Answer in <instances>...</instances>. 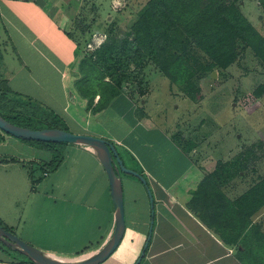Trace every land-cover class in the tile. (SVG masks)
Masks as SVG:
<instances>
[{
  "label": "crops",
  "instance_id": "0c3cea01",
  "mask_svg": "<svg viewBox=\"0 0 264 264\" xmlns=\"http://www.w3.org/2000/svg\"><path fill=\"white\" fill-rule=\"evenodd\" d=\"M83 2L0 0L1 72L19 99L72 122L76 134L110 141L146 175L154 216L144 185L122 176L126 232L103 264H135L152 220L153 235L140 264H245L243 259L253 263V254H239L236 244H227L217 234L223 225L215 215L205 224L189 207L201 197V185L215 166L205 161L197 142L191 141L195 147L187 150L185 133L178 140L179 129L169 125L167 130L153 117L150 94L138 100L123 93L93 114L71 91V76L76 78L71 68L79 58L71 26ZM258 32L264 37L262 30ZM0 135V225L61 260L79 261L98 252L114 232L115 209L95 151L67 144L60 167L49 172L45 168L53 156L48 149L1 131ZM0 264L34 263L0 245Z\"/></svg>",
  "mask_w": 264,
  "mask_h": 264
},
{
  "label": "rangeland",
  "instance_id": "374dc122",
  "mask_svg": "<svg viewBox=\"0 0 264 264\" xmlns=\"http://www.w3.org/2000/svg\"><path fill=\"white\" fill-rule=\"evenodd\" d=\"M149 1L84 0L77 19L72 22L71 34L79 47V58L71 68L76 71L75 80L71 76V91L85 101L86 108L93 114L106 104L100 101V96L103 101L110 98L109 86L113 83L104 68L95 66L96 51L108 38L118 41L130 38L140 12ZM232 1L236 2L242 15L255 30L264 32V9L259 0ZM240 47L233 64L226 69L215 68L212 71L206 69L211 65V59L201 50L193 49V46L181 49L180 55L187 54L181 62L180 71L186 73L182 74V80L174 77L176 82L162 73L153 62H145L141 67L131 65L127 73L129 77L120 92V95L127 93L138 100L145 99L150 94L149 112L166 129L171 125L172 129H179L180 136L185 133V142H197V146L204 149L202 157L215 166L212 173L217 170L224 177L228 176L227 172L235 174L218 188V194L231 202L238 200L264 180V62L252 48L243 45ZM1 65L2 62L0 78H3ZM117 66L120 68L121 65ZM214 71L216 79L212 78ZM188 83L192 84L200 99L192 100L188 97ZM92 99L93 107L89 110ZM24 106L20 110L27 117L13 116L11 110L18 106L9 101L0 103V112L12 115L8 117L11 122L32 128L42 126L31 120L30 117L33 116L45 121H56L50 112H43L35 103H31L28 108L27 105ZM60 118L62 123H57V126L61 129L71 133L77 130L71 125L72 122L67 124L66 119ZM183 139L182 136L181 140ZM120 154L127 168H135L124 154ZM236 162H240V168L243 169H233ZM124 177L139 181L131 175ZM252 217L253 224L258 226L253 240V253H261L263 250L260 246H264V242L258 239L261 235L264 236V207ZM149 230L150 226L148 232Z\"/></svg>",
  "mask_w": 264,
  "mask_h": 264
},
{
  "label": "trees",
  "instance_id": "16d2710c",
  "mask_svg": "<svg viewBox=\"0 0 264 264\" xmlns=\"http://www.w3.org/2000/svg\"><path fill=\"white\" fill-rule=\"evenodd\" d=\"M259 3L264 9V0H259ZM132 30L130 38H125L122 41L108 38L102 47L96 51L95 66L99 65L104 68L106 74L113 80L109 86L110 98L103 101L100 96V101L106 103L100 109L108 106L113 99L120 95L123 83L129 77L127 73L131 65L141 67L145 62L150 61L156 64L161 72L172 81H175L174 77H177L178 80L184 79L181 76L186 72H181L180 69L181 62L187 53L180 55L179 52L181 49L190 46H193V49L201 50L211 59V65L206 68L210 71L215 68L226 69L233 64L239 55L241 45L252 48L256 56L264 62V37L248 23L236 6V2L232 0H150L140 12L138 21ZM1 62H3V51L0 43ZM117 64L121 65L120 68ZM186 86L188 87H186V93L189 98L192 100L201 98L192 84L188 83ZM141 94L145 95V93ZM3 101H9L18 106L17 109L11 110L13 116L27 117L20 109H23L24 105H27V108L30 107L31 103H26L24 99H19L18 95L13 94L7 86V80L1 77L0 103ZM89 105L90 110L93 107V99ZM39 106L43 112H50L52 118L57 122L45 121L40 117L33 116L30 117L31 120L40 123L42 126L32 128L11 122L8 117L12 115H8V113L0 112V115L9 122L25 128L35 130L61 129L57 123H62L59 121L62 119L53 111ZM176 138L181 140L182 135H177ZM2 140L3 137L0 135V142ZM21 140L41 145L52 153L53 159L50 164L46 165V170L54 172L60 167L63 162L62 148L67 144ZM188 143L190 145H187V150H193L195 144L190 141ZM119 155L125 164L123 156L120 153ZM233 166H235L233 168L235 170L243 169V167L240 168L242 166L240 162H236ZM131 169L137 171L146 181L148 180L140 167ZM227 173V177H224L217 170L212 173L201 185L203 190L201 197L199 195L197 199L191 201L189 207L205 224H208L207 220L213 215L217 220H220L223 228L217 227L215 231L221 235L223 241L229 245L236 244L237 251L241 255L253 254V263L243 259L245 264H264V246H260L263 250L261 253H253V240L258 226L251 223L252 216L264 207V180L249 189L238 200L231 202L223 195L218 194V188L235 175ZM147 187L149 188L148 181ZM200 206H202L201 210ZM222 211L224 214L220 216ZM258 241L264 242V236L261 235ZM0 245L7 249L3 244L0 243Z\"/></svg>",
  "mask_w": 264,
  "mask_h": 264
},
{
  "label": "water",
  "instance_id": "95a60500",
  "mask_svg": "<svg viewBox=\"0 0 264 264\" xmlns=\"http://www.w3.org/2000/svg\"><path fill=\"white\" fill-rule=\"evenodd\" d=\"M212 78L216 79V72L212 73ZM0 131L6 135L23 139L26 141L42 142V143H58L69 145H81L92 148L104 170L107 174L110 193L115 209V228L111 238L107 243L95 254L90 257L79 261H66L55 258L46 254L42 250L26 243L19 238L15 233L6 230L0 225V243L14 252H17L34 264H103L107 261L120 246L125 232H126V219L124 208V187L123 175H131L139 179V181L146 187L153 210V197L149 188L147 187L146 179L141 176L137 171L127 168L119 155V152L114 144L110 141L86 134H75L62 129H42L35 130L30 128L15 125L0 115ZM154 216V210L152 211ZM154 220L151 222L148 240L145 244L144 251L135 264H140L145 251L147 250L150 240L153 235Z\"/></svg>",
  "mask_w": 264,
  "mask_h": 264
}]
</instances>
